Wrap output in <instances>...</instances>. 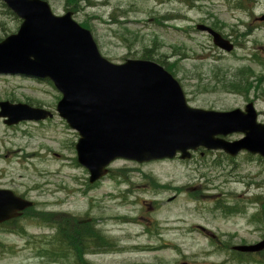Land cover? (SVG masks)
Wrapping results in <instances>:
<instances>
[{
  "label": "rangeland",
  "instance_id": "1",
  "mask_svg": "<svg viewBox=\"0 0 264 264\" xmlns=\"http://www.w3.org/2000/svg\"><path fill=\"white\" fill-rule=\"evenodd\" d=\"M47 1L55 14L71 10L77 22H87L107 59L121 63L147 55L174 63L173 76L190 105L229 110L251 100L264 122V0ZM10 12L0 1V40L20 24ZM198 23L217 29L234 48L215 46ZM247 69L252 82L261 77L247 93L221 85ZM60 97L47 80L0 74V100L55 110ZM77 139L56 112L13 125L0 118V186L35 202L17 218L16 232L22 233L0 229V264H73V256L51 259L39 252L58 247L56 221L66 214L93 221L116 245L107 252L91 248L84 255L89 264H254L240 262L231 246L255 242L264 227L263 220L248 221L256 211L264 217L263 158L204 149L186 159L117 158L107 175L89 183L87 169L76 160ZM225 207L246 212L228 213Z\"/></svg>",
  "mask_w": 264,
  "mask_h": 264
},
{
  "label": "water",
  "instance_id": "2",
  "mask_svg": "<svg viewBox=\"0 0 264 264\" xmlns=\"http://www.w3.org/2000/svg\"><path fill=\"white\" fill-rule=\"evenodd\" d=\"M21 19L16 32L0 40V74L50 79L61 97L56 112L73 128L77 161L92 183L107 173L117 158L146 162L181 159L199 147L230 155L246 150L264 157V122L253 102L244 108L215 110L191 106L179 81L149 59L113 62L99 52L89 29L57 15L46 0H0ZM217 47L231 51L233 43L208 25L197 24ZM52 111L25 102L0 101L7 124L52 117ZM241 132L227 140L224 136ZM33 202L0 189V222L21 214ZM239 251H261L264 239L236 245Z\"/></svg>",
  "mask_w": 264,
  "mask_h": 264
},
{
  "label": "trees",
  "instance_id": "3",
  "mask_svg": "<svg viewBox=\"0 0 264 264\" xmlns=\"http://www.w3.org/2000/svg\"><path fill=\"white\" fill-rule=\"evenodd\" d=\"M68 1L73 4L78 0ZM237 4L241 5V1H239ZM10 13L12 14V12ZM81 25L89 28V24L87 22L82 21ZM146 56L147 55H145V58L149 59V57ZM156 60L159 63L166 64V62L161 58ZM261 60L262 59H260V61ZM173 67L174 63L169 62L166 64V68L170 72H173ZM248 71L249 69H247V72ZM247 72L243 73L241 71H237V74L234 73L231 77L228 76L225 83V78L221 80L220 83L229 91H244L245 93H247L249 89L257 85V82H261V77L259 76H257L256 80L252 82V74H250V72ZM45 218L46 217H44V219ZM56 224L59 235L55 239L58 243V247H55V253L61 256L63 255V253L68 256L70 255L71 257L73 256L75 259L74 260L72 257L74 264H89L84 259V255L88 253L91 248H93L95 251H112L116 249V245H114L113 242L108 241L101 234V232L95 228L93 221L88 220L87 218L77 219L72 215L66 214V216H63L61 219L57 220ZM21 231L23 232V229H21ZM246 255L251 256L252 254Z\"/></svg>",
  "mask_w": 264,
  "mask_h": 264
},
{
  "label": "flooded vegetation",
  "instance_id": "4",
  "mask_svg": "<svg viewBox=\"0 0 264 264\" xmlns=\"http://www.w3.org/2000/svg\"><path fill=\"white\" fill-rule=\"evenodd\" d=\"M199 150V149H198ZM200 154H203L204 153V150H199L198 151ZM0 188H8V187H2V186H0ZM8 189H11V188H8ZM13 190V189H12ZM14 191V190H13ZM260 199V198H259ZM258 197H254V199H253V201L252 202H255V203H258ZM237 212V213H244V212H246V211H244V210H241L240 211V209H238V208H235V209H233V211H230L229 213H231V212ZM24 215V214H23ZM22 215V216H23ZM250 219L248 220V221H252V222H254V221H256V222H259L260 220H263L264 221V217H263V215H262V219H261V216L259 215V212L257 213V211H256V214L254 213V214H252L250 217H249ZM17 218H10V219H8V220H6V221H4V222H2V223H0V229L1 230H6V233H15L16 234V232H14V231H16L17 230ZM263 224H264V222H263ZM200 230L201 231H206L204 228H200ZM259 233H258V235H257V239H256V241L255 242H257V241H260L263 237H264V234H263V231H264V227L261 229V231H259V230H257ZM1 232V231H0ZM210 234V233H209ZM212 235H210V237H211ZM255 242H253V243H255ZM241 244H250V243H241ZM164 245H174V244H164Z\"/></svg>",
  "mask_w": 264,
  "mask_h": 264
}]
</instances>
